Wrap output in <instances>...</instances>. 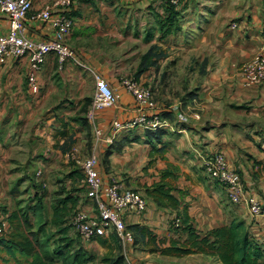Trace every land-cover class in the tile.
<instances>
[{
    "label": "crops",
    "instance_id": "obj_1",
    "mask_svg": "<svg viewBox=\"0 0 264 264\" xmlns=\"http://www.w3.org/2000/svg\"><path fill=\"white\" fill-rule=\"evenodd\" d=\"M56 1L32 0L33 10L25 20L28 37L34 40L54 38L52 24L35 19L34 15L48 6L52 7ZM128 1L80 0L68 9L74 19V27L66 42L74 51V57L62 64L55 53L45 57L37 75L38 94L33 93L29 85L31 60L28 56L9 58L0 66V210L5 206L12 207L16 201L17 186L13 184L11 175L15 174L17 167L24 166L29 173L37 168L40 169L37 173L46 172L52 165L59 168L60 161L73 159V151L86 142L87 129L77 118L76 111L80 105L93 101L96 77L100 76L110 83L118 100L114 107L96 110L92 121H87L96 134L92 145L99 167L105 182L111 179L121 181L123 185L140 191L147 203L141 214L133 211L124 213L127 227L136 224L147 226L159 240L163 239L164 243L158 242L159 245L167 247L174 240L187 242L190 239L188 228L206 235L234 220L243 221L252 241L264 251L260 242L263 232L260 220L249 214L246 205L233 204L225 187L210 178L204 165L210 156L224 153L246 190L264 201V84L246 86L240 71L243 63L252 61L264 51L263 0H250V9H246V13L230 5L232 0H210L217 5L208 8L189 6L183 10L185 16L178 24L181 30L165 39L157 38L154 44L167 52L165 61L182 57L189 62L196 57L198 62H205L207 70L205 76L200 75L202 78L196 89L178 97L163 89L169 87L167 81L171 75L167 70L162 80L159 64L163 60L137 78L140 84L144 82L154 86L157 104L169 107L175 117L181 112L188 115L198 112L200 115L189 123L181 122L176 128L171 125L158 135L149 133L143 126L116 129V122L127 123L138 117L146 106L138 103L124 83L126 60L120 61L111 53L94 50L88 44L92 40L89 37L91 27L103 24L104 19L96 16L99 13L114 15L113 11L119 6L118 14L122 16L119 27L128 28L127 13L121 11L126 9ZM155 1L142 0L135 6L149 8ZM160 3L163 8H168L166 0H158L155 5ZM130 8L133 10L135 7ZM181 8L177 6L178 11ZM149 10L152 13L155 9ZM191 11L193 16L188 15ZM236 19H239V26L233 29L231 25ZM9 25V15L0 11V34L7 33ZM186 35H190L189 38ZM113 46L115 50L122 49L118 43ZM147 111L153 114V110ZM81 118L87 120L86 117ZM20 120H23L22 124ZM98 129L99 134L96 132ZM67 136H74L75 143L64 153L58 149L57 142L64 143ZM162 148L163 154L159 151ZM107 155L108 159L103 162L101 159ZM31 159H36L32 166ZM21 163L22 166L19 165ZM166 169H170L172 174L164 181L181 202L179 208L160 206L148 194L147 189L162 180ZM65 174L69 179L67 183H70L72 171ZM58 175L61 181L64 175ZM46 179L47 176L45 182ZM50 181L45 183L49 184L48 190L56 185V181ZM87 199L89 204L83 211L91 212L92 200ZM40 204L39 209L42 210L43 206L44 213L48 210L51 213L52 207L57 205L48 201L46 195ZM184 206L188 207L189 226L176 229L174 220ZM49 221L53 223L51 218ZM98 233L105 235L108 231L99 229ZM140 246L136 248L141 255L134 253L135 264H223L218 257L205 253L167 256L153 252L143 244ZM0 249L6 250L2 246ZM15 258L23 264L32 262V258L18 252ZM0 264H3L1 260Z\"/></svg>",
    "mask_w": 264,
    "mask_h": 264
},
{
    "label": "rangeland",
    "instance_id": "obj_2",
    "mask_svg": "<svg viewBox=\"0 0 264 264\" xmlns=\"http://www.w3.org/2000/svg\"><path fill=\"white\" fill-rule=\"evenodd\" d=\"M157 1L158 0H156L154 5L152 4L149 8H137L135 6L136 2L141 3L142 0L128 1L129 3L126 6V9L121 10L123 13H127L128 28L125 30L122 27H119V21L122 18V16H119L118 14L119 6H117L115 11H113L114 15H110L109 13H99L96 15L100 19H104V21L102 25H95L91 27L92 30L89 32V37H91L92 40H89L88 44H91L90 46L94 50L100 49L102 51L111 53L116 59H119L120 61L126 60L127 67L124 74H127V77L124 76V79H137L136 74L140 65L139 59L142 58L141 56H143V54L148 51V49L155 42H157L158 37L159 40L161 39L162 32L158 24L160 19L157 17L155 12H157L158 15H163V13L168 14V8H163L161 3L159 5H155ZM249 1L250 0H232L230 5L233 4L235 8L238 7L240 11L244 10L243 12H245L246 9H250L248 4ZM166 3L170 2L166 0ZM174 4H178V7H182V10L179 11V16L175 24L176 30L178 31V29L181 30V26H178V24L185 16L183 10H186L189 6L199 8H208L210 6L215 7L217 2L210 0H178ZM131 6L135 8L132 10V8H130ZM150 8H154L155 10L151 13L149 10ZM188 15L193 16V11H191ZM117 27L118 30L116 31ZM176 30L175 32H177ZM189 36L190 35H186L187 38H189ZM114 43L120 44L119 48L122 49L115 50L113 46ZM166 53L167 52H165L164 57L160 59L163 60L162 63L159 64L161 69L160 75L162 77L164 73L166 74L167 70H169L171 75L168 77L167 81V84H170L169 87H164L163 89L172 92L175 97L184 95L183 93H186V95L189 94L190 91L196 89V85L200 83V79L205 76L207 72L205 62H198L196 57H193L189 62L185 61L182 57H178L176 59L170 58L169 60L165 61L164 58L167 57ZM200 75H202V77H200ZM189 77H191L190 80H188ZM162 80L164 79L162 78ZM189 83H191L192 86H189ZM141 85L144 87H149L152 90L154 87L151 83L144 84L143 82ZM154 100H156L155 95ZM89 103L90 102L87 101L84 106L81 107L80 105L76 111L77 118L85 124L87 131L85 132L86 142L82 143L80 147L73 151V159L71 157L69 159L66 158L64 162H59V168H56L55 165H52V167L47 169L46 172L43 170L42 172H39L40 174L37 173L40 171L39 168L32 169L30 170L31 173H29L26 171L24 166L17 167L15 174L12 173V182L17 186L15 195L16 201L14 204H12V207L5 206L2 210H0V228L2 229L1 233H6L7 235L15 232L22 234L40 233L41 240L44 239L43 233H47V236L51 238L49 251H53V248L57 245H63L61 239L63 235H66L67 242L69 243V247L65 250L66 255L70 256L75 251L82 250L87 253L89 257H92V259L86 264H102L103 258L110 252L123 255L125 264H135L134 262L136 256L134 253H139L141 246L140 250L137 251V246H134V244L124 243L122 240L117 241L116 238H112L113 235L111 234L114 233L112 230H110L112 233L109 232L105 235L97 233L92 238L85 240L78 228H76L77 226L74 225L76 215L85 209L86 204H89L87 192L84 187L85 175L83 173V164L88 157L94 155L95 153L92 140L93 136H96V134L91 131L93 128L90 129L87 122L92 121V117L90 115L92 101L90 104ZM17 113L18 111H16V114ZM19 116L20 115L17 114V117ZM79 116L86 117L87 120H84ZM22 123L23 120H20V124ZM73 142L75 143L74 136H67L64 143H60L59 141L57 142L58 149L66 153L70 146L74 144ZM23 155L24 153L22 152V157ZM106 159H108V155L105 158L103 157L101 160L105 162ZM35 161L36 159H31L30 165H34ZM16 165L18 166V163H16ZM19 165L22 166V163ZM57 169L60 170L57 171ZM68 170L72 171L71 175L73 177L70 183H67L69 182V179L67 174H65V172ZM59 173H63L64 175V177L62 175L63 178L61 181L58 177ZM45 176H47L46 182L47 180H51L53 182L56 181V185L53 184V187L49 188V190V184H45ZM120 176H122V174H120ZM66 185H69L70 187L66 188ZM72 193H75L74 197L78 200L74 205L71 201H68L65 198L67 195ZM45 195L48 197V201L56 202L58 204L60 202V207H62L63 201H67L68 208L62 212L61 217L63 219V224L61 227H65L66 234H62L59 230L60 227L49 221L50 218L52 221L54 214L53 210L51 213H49V210L48 212L46 211V213H44L43 206L42 210H40V207L37 204L35 205V203H37V201L42 199ZM15 207L16 209L14 210ZM16 212L18 213L19 218ZM23 213H26V216L29 218L30 227L25 225L23 222ZM13 218L15 220H13ZM139 255L141 254L139 253ZM0 260L3 262V264H23V261H16L15 257L10 256L6 250L2 249H0ZM50 264L69 263L64 260H56Z\"/></svg>",
    "mask_w": 264,
    "mask_h": 264
},
{
    "label": "built area",
    "instance_id": "obj_3",
    "mask_svg": "<svg viewBox=\"0 0 264 264\" xmlns=\"http://www.w3.org/2000/svg\"><path fill=\"white\" fill-rule=\"evenodd\" d=\"M176 3L178 0H170ZM80 0H57L52 7L48 6L34 15L35 19L50 22L55 30V36L50 40H34L25 34V20L33 10L32 0H0V11L10 17V25L7 33L0 34V66L9 58L19 59L28 56L31 60V71L28 81L33 93L40 92L38 73L45 57L55 53L60 63L74 57V51L67 44V38L72 33L74 19L70 15L69 8ZM238 24L232 23L235 29ZM240 71L246 86L264 84V51L259 52L255 58L240 66ZM125 85L135 96L139 104L146 108L138 117L127 123H115L116 129H132L143 126L151 130H158L175 125L176 121L189 123L192 119L200 118L198 112L179 113L177 120L172 121L161 113L165 106L158 105L154 100L153 90L142 86L137 79H124ZM118 95L110 83L104 78L96 77V91L92 101L90 115L93 118L96 110L114 107ZM169 108V107H168ZM153 110L149 114L147 110ZM160 110V112L157 111ZM97 134L100 133L98 129ZM205 171L211 179L220 182L226 189L229 199L235 205L244 204L249 214L260 220L263 232L260 234V242L264 246V201L251 194L243 185L240 175L231 169L224 153L210 156L205 162ZM84 187L87 197L92 200L93 211H81L74 220L82 237L92 238L99 229L116 232L124 243L133 244L134 232L129 229L125 222L124 213H143L147 203L143 195L121 181L111 179L108 183L99 167V159L96 153L88 157L83 164ZM177 219V225H180ZM0 228V235L2 234Z\"/></svg>",
    "mask_w": 264,
    "mask_h": 264
},
{
    "label": "trees",
    "instance_id": "obj_4",
    "mask_svg": "<svg viewBox=\"0 0 264 264\" xmlns=\"http://www.w3.org/2000/svg\"><path fill=\"white\" fill-rule=\"evenodd\" d=\"M168 2L171 3V5L170 3H167L168 14H157V17L160 19L158 24L162 32L161 39H165L175 32V24L179 16V11L177 10L178 4H174L170 0H168ZM235 22L239 26V19H236L234 23ZM165 52L166 51H164L160 45H152L148 51L143 54L136 77L138 78L143 72L151 67L157 66L158 61L164 57ZM165 76L166 74L164 73L163 79ZM161 113L164 117L169 118L172 121L177 120L170 108L163 109ZM179 124H181V122L176 121L173 127L176 128ZM145 129L149 133L158 135L159 133H163V131L169 129V127L158 130H151L148 128ZM159 151L163 154L164 148ZM171 174L172 172L170 169L164 170L162 180L149 187L147 191L149 196H151L160 206H173L175 208H179L181 202L172 194V187L164 181V179ZM74 196L75 195L73 193V195H67L65 198L66 200L71 201L74 205L78 201ZM40 201L41 199L37 202L39 207H41ZM60 206L61 204L59 202V204L57 203V205L53 207L54 214L52 221L53 224L60 227L59 230L62 234H66L65 227H61L63 224V219L61 217L62 212L68 208L67 201H63L62 207ZM187 210L188 207L184 206V210L178 213V217L173 223V226L176 229H180L182 226L183 228H188L190 217ZM17 216L19 218L18 213ZM22 216L24 218L23 222L25 225L30 227L29 218L26 216V213H23ZM177 219H180V225H177ZM13 220L15 219L13 218ZM128 228L134 232V246H140L143 244L146 248L152 250L153 252H161L162 255L186 256L195 253H205L218 257L223 264H264V251L262 247L252 241L243 221L234 220L230 224L211 230L206 235H202L194 229L188 228L190 239L187 242L181 243L178 240H174L167 247L159 245V243H164L163 239L159 240L157 235L147 226L136 224L131 225ZM43 235L44 239L40 240V233L22 234L15 232L8 235L4 233L0 235V247H4L13 257H15L18 252L22 256L24 255L32 258L31 264H50L56 260H64L69 264H86L92 259V257H89L87 253L82 250L75 251L70 256L66 255L65 250L69 247L66 235H63L61 239L63 245H57L53 248V251H49L51 238L47 236V233H43ZM111 235H113L112 238H116L117 241L121 240L116 232ZM102 264H125V262L123 255L110 252L103 258Z\"/></svg>",
    "mask_w": 264,
    "mask_h": 264
}]
</instances>
